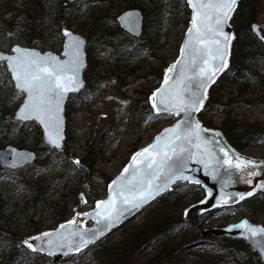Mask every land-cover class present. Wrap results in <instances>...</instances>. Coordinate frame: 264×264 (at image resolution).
<instances>
[{
	"label": "trees",
	"instance_id": "obj_1",
	"mask_svg": "<svg viewBox=\"0 0 264 264\" xmlns=\"http://www.w3.org/2000/svg\"><path fill=\"white\" fill-rule=\"evenodd\" d=\"M12 6L10 9L0 6V39H4L9 33L6 31L4 21L13 24V13L21 15V17H29L33 22L26 26L25 29L30 33L39 37L36 32L38 23L47 22L53 29L55 34H61L66 27H71V10L75 3L65 4L66 0H53L50 8L45 11L44 5L40 0H10ZM85 1V0H81ZM90 3L91 11L83 21L76 24L75 31L84 35L88 40V67L85 71L86 86L79 94L72 95L66 106L67 116V137L65 148L57 151L47 146L42 138L41 130L38 126V136L35 137L32 146L34 150L43 155L42 162L46 166L53 167L58 163L72 177H79V182L67 192L61 194L57 200H50L52 194V182L28 181V190L30 198L20 207L15 204L13 210L6 214L5 211L10 205V198L4 200L2 198L6 193V189H0V264H27L30 261H37L40 254L33 252L23 244V235L35 234L40 231L41 225L38 222L25 223V233L12 230L10 225H6L16 211H20L21 215L30 210H35L40 204L44 205V209L51 211V216L55 224L68 219L72 213L79 211L83 207L93 206L99 196L93 193L94 187L92 182L98 179L100 182L108 184L112 179L107 173L95 168L99 157L106 151L105 142L102 140L90 141L87 139L85 145V154L78 158L77 155L71 153L73 141L76 135L71 126L70 117L79 113L83 105L95 97L102 88L114 85L116 90L124 97L129 87L141 81L153 80V89L156 88L162 79L164 67L166 64L160 65V72L155 73L153 67L149 71H142L145 61L156 56L155 49L162 48L160 41L161 32L164 30L163 20L165 9L169 0H87ZM183 1V0H182ZM15 5L23 7L17 10ZM186 5V4H185ZM130 8H139L145 16L144 32L140 38H132L125 33L116 22V17L122 11ZM264 13V0H241L237 11L235 12L232 23L235 28L236 37L233 42L230 65L224 74L219 78L217 83L211 87L209 98L206 106L200 113V119L207 127H215L211 117L207 115L209 109L220 110L225 112V117L219 127L228 140L239 150L248 147L252 135L257 134L258 137H264V129L261 124H246L237 118H233L230 106L234 103V98L245 100L247 103L251 101L264 102V44L256 37L252 24L258 22L261 14ZM20 17V19H21ZM185 17V18H184ZM190 10L187 5L180 13L178 30L186 28L189 22ZM19 28V25H14ZM183 31V30H182ZM17 35V33H14ZM27 44L32 46L33 39L28 38ZM143 43V44H142ZM142 71L141 73H139ZM4 73V74H3ZM0 75L7 77L8 86L11 88V94L7 99L0 100V148L7 144H15L18 147H25L29 139L27 124H22L14 119V112L22 101V93L13 87L9 73L4 65L0 64ZM130 77H134L132 82H128ZM139 91L138 93H140ZM151 90L145 94L143 100H135L136 104L132 105L135 118L138 120L137 126H146L155 119L162 118L154 113L148 96ZM254 98H249V96ZM233 96V97H231ZM243 100V101H244ZM130 104V102H128ZM251 124V125H250ZM250 125V128L248 127ZM245 131L241 134L239 131ZM136 150V149H135ZM79 161V164L74 163ZM1 168V167H0ZM0 172L9 178L8 173L15 171L0 169ZM1 175V174H0ZM199 191L185 200L182 196L173 199L168 203V207L174 211L185 208L192 202L198 201L204 195V191L199 186H195ZM40 190L43 194L41 195ZM260 195V194H258ZM264 195V192H263ZM257 196V195H256ZM255 196V197H256ZM257 198V197H256ZM162 200H165L162 198ZM86 201V203H85ZM29 202H31L29 204ZM255 200H245L242 205L251 210L252 215H259L264 212V205L254 206ZM73 203V207L70 205ZM173 215H176L172 212ZM19 215V214H18ZM165 216L160 212L159 217ZM206 215H196L195 221H183V218L174 219L170 227H174L185 222L186 227L194 226L200 228ZM154 220L152 228L148 227L151 220L137 226L139 228L134 238L129 237L131 243L137 241V244L148 242L150 239L163 240L168 237V230L161 232V227L166 224V219L162 218ZM256 220V219H253ZM1 223H4L1 225ZM151 224V223H150ZM130 235V233H128ZM187 235V234H186ZM200 235V233H199ZM199 236L194 238L198 240ZM106 239V238H105ZM128 239V238H127ZM187 239L186 236L183 237ZM193 241V240H192ZM213 243L221 246L224 251L218 255L217 261L212 264H239V259L245 257L253 258L248 260V264H262L257 254L240 240H232L228 238H214ZM165 240L164 247L161 252L166 254L160 257L161 264H185L184 260L179 256V249L173 250L167 255ZM182 247V246H181ZM109 248L106 249L108 251ZM116 247L111 248V258L118 259ZM136 252L128 259L127 264H139ZM78 255H75L77 257ZM229 258L225 262V259ZM150 261L146 264H157Z\"/></svg>",
	"mask_w": 264,
	"mask_h": 264
},
{
	"label": "rangeland",
	"instance_id": "obj_2",
	"mask_svg": "<svg viewBox=\"0 0 264 264\" xmlns=\"http://www.w3.org/2000/svg\"><path fill=\"white\" fill-rule=\"evenodd\" d=\"M40 2L44 5L45 11H47L53 3V0H40ZM185 4L184 0L168 1L163 20L164 30L160 35V41L163 47L155 49L156 56L145 61L142 71L144 70L147 72L153 67L155 73L159 74L160 65L168 64L174 61L178 56L179 47L185 32V28L182 29L183 31L178 30V24L180 13L184 10ZM0 6L10 9L12 2L10 0H0ZM15 8L17 10L23 9V7L18 5H15ZM90 11V3L87 0L75 3L71 10V21L73 25L68 28L75 29L76 24L83 21ZM12 17L14 18L13 24L4 21L6 31H9V33L5 35L4 39H0V49L2 51L10 52L13 45L18 44L35 47L41 51L52 50L56 53H60L61 36L55 34L47 22H40V20L35 19V22L39 24L36 30L39 35V37H37L33 34L34 32L30 33L27 29L24 31V28L33 22L31 18H23L21 15L15 13H13ZM258 23H264V13L260 15ZM17 24L19 28L14 27V25ZM14 33H17V35ZM28 38L33 39L32 46L27 44L26 40H28ZM133 80L134 77H130L128 82H132ZM153 85L152 79L135 83L128 88L126 96L124 97L120 94L119 90L114 88V85L102 88L94 98L83 105L79 113L70 117L72 129L77 136L73 141V148L70 152L80 158L85 154L87 139L90 141L102 140L105 142L106 151L99 157L95 168L102 170L112 178L115 177L135 151L150 143L157 133L164 127L173 124L176 120L174 117L163 116L162 118L153 120L146 128L137 126L138 120L135 118L134 112L131 109L132 105L134 106V104H136L135 100H143L148 91H153ZM139 91L141 92L138 93ZM10 94L11 88L8 86L7 77L0 75V100L7 99ZM255 96L256 95H253V97L249 96V98H254ZM233 98L235 102L230 106L233 118L235 117L246 124L259 123L261 124L260 127L264 129V102L251 101L252 99H250L246 103L244 99L243 101L237 97ZM128 102H130V104H128ZM207 115L212 118L215 124L214 128L220 129L219 127L225 117V112L209 109ZM250 125L248 126L249 128ZM27 130L29 139L26 142V146L21 148L34 150L32 143L35 137L38 136V128L35 124H28ZM239 132L241 134L246 133L242 130ZM243 152L255 157H264V137H258L257 134L252 135L248 147H246ZM43 157L44 156L40 153L35 163L17 170L14 173H8L9 178L0 172V189H6V193L2 198L4 200L10 198V205L5 211L6 214L13 210L14 204L20 207L30 198L27 187L28 181L40 180L42 182H52L53 190L50 200L59 199L61 194L78 184L79 177H72V174L66 171L63 164L58 163L53 167H48L46 163L42 162ZM92 185L94 187L93 193H96L99 199L106 197L107 184L95 179ZM198 191V188L187 183L176 185L173 191L164 197L165 200L160 199L156 201L130 223L107 236L106 239L102 240L100 243L82 252L77 257L69 256L57 264H127L128 259L132 256V253L135 252L137 253L136 262H139V264H146L152 260V263L161 264L159 262L160 257L166 254V251H164V253L161 252L165 240H170L169 243H166L167 255L173 250L180 248L178 253L185 264H212V262L217 261L218 255L222 253L224 249L211 241L214 238L203 237L201 234L199 235L202 228L224 225L228 222L237 221L242 217H248L252 220L256 219L253 221L264 224V212L259 215H252L251 210L243 205H239L206 215L200 228L194 226L186 227L184 224L185 222L170 227L169 223L174 221L175 218L178 216L180 219L183 218L184 210L190 204L185 208L182 207L180 210L174 211L173 208L168 207V203L173 202L174 198L180 196L185 200L190 199L194 193ZM42 192L43 191L40 190L41 195L43 194ZM256 197L251 199L255 200L253 205H264L263 193ZM30 203L31 202H29V204ZM70 207H73V203H71ZM91 207L93 206L83 207L79 211L72 213V216L77 212H85ZM160 212H163L165 216L159 217ZM172 212L176 215H173ZM23 214L24 215H21L20 211H16L11 217V220L5 224L10 225L13 231H19L21 233H25L26 222H30L31 224L38 222L42 226L40 231L54 229L57 226V224L53 222L51 211L45 210L43 204H40L35 210H30ZM162 218L166 219V224L161 227L160 231L163 232L170 228L166 239L160 241L152 238L148 242L140 245L137 244V241L131 243L129 237L134 238L136 236L139 230L137 226L142 223L144 224L147 220H151L148 223V227L152 228L151 225L155 223L154 220H163ZM191 220H193V222L195 221L194 218H191ZM2 224L4 223H1V225ZM128 233H130V235H128ZM184 236L187 237L186 240L183 239ZM196 236H199L197 238L198 240L194 241ZM113 247H116L115 251H117L118 259L110 257L111 248ZM107 248H109L108 251H106ZM228 259L229 258H226L225 262L228 261ZM49 260L50 257L40 255L37 261H30L27 264H46ZM248 260L253 261V258H249L248 256L239 259V264H248Z\"/></svg>",
	"mask_w": 264,
	"mask_h": 264
},
{
	"label": "snow or ice",
	"instance_id": "obj_3",
	"mask_svg": "<svg viewBox=\"0 0 264 264\" xmlns=\"http://www.w3.org/2000/svg\"><path fill=\"white\" fill-rule=\"evenodd\" d=\"M188 4L194 10L192 27L189 28L185 46L181 49V59L167 69V73H175L177 67L181 66L180 72L172 78L171 85L166 73L164 83L169 85V88L158 90L150 98L155 100L159 94V103H153L158 114L161 111L176 116L183 113L184 120L178 122L174 128L166 129L162 137H157L155 143L143 149L142 152L136 153L132 157V165L125 167L121 176L113 181L116 188L110 187L112 194L109 199L98 201V210L94 213H84L85 216L91 215L96 219V228L66 234L57 233L55 239L52 238L53 233H43L32 239L41 241L45 247L37 248L29 241H24L32 251H47L49 255H55L56 250L68 248L71 251L75 246V250L79 252L89 244L95 243L114 226L122 223L127 215L138 212L144 205L166 191L170 184L180 180L199 185L200 180L184 175L188 162L196 155L182 147L184 143L197 142L194 147L200 151V157L196 162L202 163L206 169L213 159H215L214 171L217 170L216 165L222 163L208 147L211 141L205 140L201 135L208 130L203 129L198 121L193 120L192 115L203 107L207 89L215 83L216 74L228 66V51L234 37L225 31V27L236 10L238 0H188ZM119 21L129 32L135 34L138 31V19L135 13H125L119 17ZM253 28L257 31L255 26ZM64 35L72 37V33L67 31ZM261 38L264 39V37ZM83 44L84 41L79 37H73L72 43L65 45L64 56L67 59L64 60L20 47L12 49L15 55L0 54V61L7 62L8 69L16 81L15 87L19 90L17 95L24 93L27 96L16 118L20 121H38L45 128L47 142L56 148L61 147L60 141L63 139L61 112L66 94L83 87V82L79 78L80 71L84 67ZM186 52L189 56L187 64L184 63ZM185 68L193 75L187 76ZM181 128L185 129L183 135L179 134ZM162 139H164L163 147H161ZM177 141H180V144H177ZM220 151L224 152L226 157L228 156V152L223 147ZM153 154L159 159H149ZM15 157L20 161L31 158L30 154L24 153H15ZM137 157H144L141 164L151 171H146L145 167H142L134 170L132 178L129 179L126 174L129 168L135 165ZM205 157L209 162L205 161ZM237 159L239 160V157ZM224 162L240 170L241 178L245 172L249 176L258 175L255 171H249V165L255 167L252 161H241L235 165L230 159ZM74 163L79 164V161ZM245 182L251 183L250 180ZM260 187L264 188V183ZM247 195L251 196L252 192ZM244 198V194H239V199ZM222 203L227 205L228 200L223 199ZM101 206H103V212L99 210ZM75 222L74 220L70 223ZM61 227L64 226L61 225ZM235 227L244 230L247 234L246 238L251 239L254 246L259 247L261 254L264 255V227L253 226L247 220ZM63 254L67 255L68 252Z\"/></svg>",
	"mask_w": 264,
	"mask_h": 264
},
{
	"label": "water",
	"instance_id": "obj_4",
	"mask_svg": "<svg viewBox=\"0 0 264 264\" xmlns=\"http://www.w3.org/2000/svg\"><path fill=\"white\" fill-rule=\"evenodd\" d=\"M67 1L68 2H75L76 0H67ZM185 1H186L188 8L190 10V19H189L188 25L185 29V32H184V35L182 38V42H181L180 47H179L178 56L176 57V59L174 61L168 63L164 67V73H163L162 80H161L160 84L150 93L149 98H148L149 103H150L151 107L153 108V111L155 114H157L159 116L174 117V118H176L175 122L173 124L167 126V127H164L159 133H157L155 135V137L153 138V140L150 143H148L147 145L138 149L137 151H135L132 154V156L129 158V160L126 162V164L123 166L122 170L115 177H113L111 179V181L108 183L107 195L105 198L98 199L95 202L94 206L91 207L90 209L86 210L85 212H77L72 217L68 218L67 220L60 222L56 226V228H54V229H47L44 231H39V232L32 234V235L24 236L22 238V242L24 245H26L24 243V241H29L30 243L33 244L34 247H37V248L45 247V245L41 241L32 239L33 237L41 236L43 233H53L52 238L55 239L57 233L66 234V233H70V232H74V231H84V230L96 228L97 227L96 219L93 218V216H91V215L85 216L84 213H94L95 211L98 210L97 209V202L98 201H107L109 199V196L112 194L110 192V187H111V189L116 188V185L113 184V181L117 180V178L121 176V173L123 172L125 167L132 165V157L136 153L142 152L143 149L148 148L151 144L155 143L157 137H162L163 134L165 133L166 129H172L178 124V122L184 120L185 117H184L183 113H181L179 116H176V115H168L166 112L161 111L158 114L157 109L153 107V103H157V104L159 103V94L157 95L155 100L150 99V98L153 96V93H157L158 90L168 89L169 85L172 84V78L175 75H178L180 72L181 66L177 67L175 73H167V69L170 66L176 64V62L181 59V49L185 46V41L188 38L187 37L188 30H189V28L192 27V17H193L194 10L188 4V0H185ZM240 1L241 0H238L236 10L232 13V18L234 16L235 12L237 11V8L239 6ZM129 12L135 13L137 15L138 31L135 34L133 32H129L119 21V17H121L125 13H129ZM232 18L228 21V24L225 27V31L229 32L235 39L236 32H235L234 25L232 23ZM116 20H117V23L119 24L120 28L124 32L128 33L130 36L140 37L143 34L144 14L139 8H131V9L124 10L123 12H121L117 16ZM253 26L256 27L257 31H254ZM252 28H253V31L256 33L257 38L259 40H261L262 43L264 44V39L261 38V37H264V34H262V31H261V28L264 29V24L259 25L258 23H253ZM65 31L72 33V37H66L64 35ZM62 35H63V40H62V46H61L60 53H56L52 50L41 51L40 49L35 48V47L22 46V45H18V44L13 45V47H12V49L15 47H20L22 49L33 50V51L40 53L41 55L50 54L52 56L58 57L61 60H64V59H67V57L64 56L65 45L71 44L73 37H79L81 40L84 41L83 50H82L84 67L81 69L80 74H79V78L83 82V87L79 88L78 91L68 92L66 94L65 100L63 102V105H62L63 110L61 112V115L63 117V121H62L63 139L60 141L61 147L56 148L47 142V137L45 135V128L38 121H36V120L20 121L16 118L17 113L19 112V109L22 107V105L24 104V102L27 98L26 94L22 93L23 94V100L14 113V119L15 120H17L23 124H36V125H38L40 130H41L42 138H43L45 144L50 146L51 148H53L55 150H58V151L64 149V144H65V140H66V132H67L66 106H67V103H68L71 95L79 94L81 91L84 90V88L86 86V80H85L84 75H85V70L88 66V53H87L88 41H87L86 37L83 36L82 34L76 33L75 31H73L71 29H64L62 31ZM234 39L232 40L231 45L229 47V51H228V57H227V65L228 66L216 74L215 83H212L207 89L206 99L204 100L203 107L199 111H195L192 115L193 120L198 121L200 126L203 129L208 130L206 132L201 133V135L205 140L211 141V143L208 145V147L211 149V151H213L215 153L216 158H219L222 162L220 165H216L217 170L214 171V169H213V165L215 164V159H213L212 161L209 162L208 158L205 157V161L209 162V167L207 169L204 167V165L202 163L196 162V160L200 157V151L196 147H194V144L197 143L196 141H194L193 144H188V143L182 144L181 145L182 147H185L189 151H191L192 153L196 154L193 157V159L188 162L187 168L184 171V175H186L190 178H195V179L200 180L201 183L199 185L193 184L189 181H180V180L176 181L175 183L170 184L166 191H163L160 195L156 196L155 199L151 200L148 204L144 205V207H142L138 212H135L134 214H131V215H127L126 218L123 219L122 223H119L116 226H114L104 236H101L99 239H97L95 241V243L89 244L87 247L82 248L79 252H77L75 250V246H73L71 251H69L68 248L56 250L55 255H49L47 251H44V252L36 251V253L50 257V260L46 264H57L60 261H62L63 259L67 258L68 256L79 254V253L83 252L84 250L90 248L91 246L101 242L105 237L109 236L111 233L117 231L118 229L122 228L126 224L130 223L140 213H142L145 209L150 207L156 201L160 200L161 198H163L166 195H168L169 193H171L173 191L174 187L178 184H181V183H188L190 185L200 186L204 190L203 197L201 199H199L198 201H195L192 204H190L184 210L183 219L185 221H189V220H191V218H195V216L198 214H207V213H212V212L219 210V209H222V208L234 207V206L240 204L242 201H244L248 198H251V197H253L259 193L264 192V188L260 187V185L262 183H264V157L251 156V155L244 153L241 150H238L235 146H233L229 142L227 137L224 135V133L220 129L205 126L199 117L201 111L203 110L204 106L207 103L211 87L217 83L219 78L224 74V72L228 69V67L230 65V59H231ZM12 49L10 50V52H5V51H2L0 49V54H2V55H15V53L12 51ZM188 61H189V56H188V53L186 52L185 56H184V63L187 64ZM0 64L5 65V67L7 68V71L10 75V78H11V81H12L14 88L16 90H18L15 87L16 81L13 79L12 74L8 69L7 62L6 61H0ZM166 73H167V76L169 77V85H165V83H164ZM185 74L189 77L193 75V73L190 70H188L187 68H185ZM186 95H187V93H186ZM184 132H185L184 128H181L179 130V134H181V135H183ZM216 133H219V135H216ZM163 144H164V139L161 140V147H163ZM177 144H180V141H177ZM201 147H203V145H201ZM221 147H223L225 149V151L228 152L227 157L224 155V152L220 151ZM15 153L30 154L31 158L28 159L27 161H20V160L16 159ZM237 157H239V160L237 159ZM37 158H38V155H37L36 151L31 150V149H27V148H20L18 146L13 145V144H8V145H6L0 149V166L2 168H5V169H10V170L22 169L28 165L33 164L37 160ZM152 158L159 159V157H156L155 154H153L151 157H149V159H152ZM144 159H145L144 157H137V161H136L135 165L130 167L129 172L126 174L127 178L131 179L133 171L139 170L142 167H145L146 171H151L150 169H147L145 165L141 164V161H143ZM229 159L232 161L233 165L240 163L241 161H252V162H254L255 167L253 168L252 165H249V171H255L256 173H258V175L249 176L245 172L243 174V178H241L242 173L240 172V170L236 169L235 167H230L228 163L224 162V161H227ZM137 175L139 176L138 171H137ZM213 175H215V179H213ZM247 180H250L251 183H246L245 181H247ZM157 182H159V181H157ZM249 192H252L251 196L247 195V193H249ZM229 194H236V195L230 196ZM239 194H244L245 198L243 200L239 199ZM223 199L228 200L227 205H224L222 203ZM217 201H221V203L218 204ZM99 210L101 212H103V206H101V209H99ZM74 220L76 221L75 223H70L71 221H74ZM245 220H247L253 226L264 227V224H262L260 222H255L248 217H242L237 221H233V222H230V223L225 224V225H220V226H215V227H205L201 230V235L203 237H216V238H224L225 237V238H230V239H234V240H242L245 244H247L249 246V248L251 250L256 252L259 260L261 261L262 264H264V255L261 254L259 247L254 246L253 241L251 239L246 238L247 234L244 233V230L235 227L236 225H239L242 221H245ZM61 225H63L64 227L62 228ZM45 239H48V238H45ZM77 239H78V237H77ZM64 252H68V254L64 255L63 254Z\"/></svg>",
	"mask_w": 264,
	"mask_h": 264
},
{
	"label": "flooded vegetation",
	"instance_id": "obj_5",
	"mask_svg": "<svg viewBox=\"0 0 264 264\" xmlns=\"http://www.w3.org/2000/svg\"><path fill=\"white\" fill-rule=\"evenodd\" d=\"M261 31H262V33L264 34V29H263V28H261Z\"/></svg>",
	"mask_w": 264,
	"mask_h": 264
}]
</instances>
